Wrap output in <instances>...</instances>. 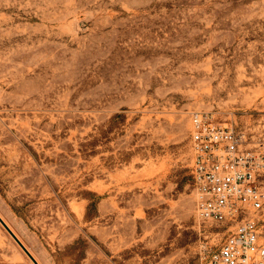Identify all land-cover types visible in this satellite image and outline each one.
I'll list each match as a JSON object with an SVG mask.
<instances>
[{
	"label": "rangeland",
	"instance_id": "374dc122",
	"mask_svg": "<svg viewBox=\"0 0 264 264\" xmlns=\"http://www.w3.org/2000/svg\"><path fill=\"white\" fill-rule=\"evenodd\" d=\"M196 112L264 154V0H0V217L38 264L214 255ZM6 232L0 264H31Z\"/></svg>",
	"mask_w": 264,
	"mask_h": 264
},
{
	"label": "built area",
	"instance_id": "2783aa9c",
	"mask_svg": "<svg viewBox=\"0 0 264 264\" xmlns=\"http://www.w3.org/2000/svg\"><path fill=\"white\" fill-rule=\"evenodd\" d=\"M191 175L198 218L232 231L204 264H264L257 219L264 214V154L212 114L191 115Z\"/></svg>",
	"mask_w": 264,
	"mask_h": 264
},
{
	"label": "water",
	"instance_id": "95a60500",
	"mask_svg": "<svg viewBox=\"0 0 264 264\" xmlns=\"http://www.w3.org/2000/svg\"><path fill=\"white\" fill-rule=\"evenodd\" d=\"M0 224L5 228V230L10 234V236L17 242V244L26 252V254L29 256V258L35 263L36 260L33 258V256L30 254V252L26 249V247L21 243V241L17 238V236L12 232V230L8 227V225L4 222V220L0 217Z\"/></svg>",
	"mask_w": 264,
	"mask_h": 264
},
{
	"label": "bare ground",
	"instance_id": "6f19581e",
	"mask_svg": "<svg viewBox=\"0 0 264 264\" xmlns=\"http://www.w3.org/2000/svg\"><path fill=\"white\" fill-rule=\"evenodd\" d=\"M7 223V222H6ZM7 233V232H6ZM7 236V235H6ZM12 242V241H11ZM31 264H35L32 260H31Z\"/></svg>",
	"mask_w": 264,
	"mask_h": 264
}]
</instances>
